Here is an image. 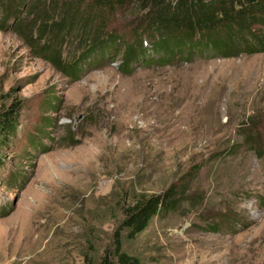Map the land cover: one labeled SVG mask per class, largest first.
<instances>
[{"label": "rangeland", "instance_id": "obj_1", "mask_svg": "<svg viewBox=\"0 0 264 264\" xmlns=\"http://www.w3.org/2000/svg\"><path fill=\"white\" fill-rule=\"evenodd\" d=\"M92 6L0 0V111L21 104L0 146V264L97 262L127 204L183 178L178 209L134 238L123 229L122 250L143 264H264V49L160 62L169 52L151 46L139 5Z\"/></svg>", "mask_w": 264, "mask_h": 264}, {"label": "trees", "instance_id": "obj_2", "mask_svg": "<svg viewBox=\"0 0 264 264\" xmlns=\"http://www.w3.org/2000/svg\"><path fill=\"white\" fill-rule=\"evenodd\" d=\"M90 2L93 4L92 8L107 11L114 8L124 9L132 4L139 5L145 11L141 27L153 35L151 46L165 48L170 53H167L170 58L162 56L161 59H155L160 62L171 61L179 49H184L185 52H192L191 48L208 49V52L211 51L210 56L212 54L235 56L241 51L252 53L264 49L263 36L251 33L256 24L264 26V0H90ZM52 26H57L56 30H60L64 24L60 20L59 24L51 23L49 28ZM108 38L111 39V36L106 37ZM194 39L196 42H193ZM202 40L208 42V46L202 45ZM134 45L138 48L142 46L141 42L126 44L130 51L125 59L124 70H127L129 62L138 58ZM39 49L44 50L60 70L73 73L75 66L59 61L57 51L48 50V44L39 46ZM20 108V102L16 101L6 110L0 111V146L7 144L10 135L16 130ZM187 192V180L183 178L179 182L170 183L158 193L139 194L123 209L124 217L112 235L113 250H105L97 262L85 257L83 264H143L139 258L122 250V230H127L128 238L136 237L147 228L156 215L164 216L176 211L187 197Z\"/></svg>", "mask_w": 264, "mask_h": 264}]
</instances>
